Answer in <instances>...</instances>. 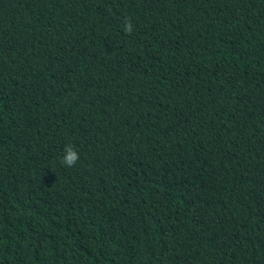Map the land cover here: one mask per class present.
Returning a JSON list of instances; mask_svg holds the SVG:
<instances>
[{"label":"trees","instance_id":"1","mask_svg":"<svg viewBox=\"0 0 264 264\" xmlns=\"http://www.w3.org/2000/svg\"><path fill=\"white\" fill-rule=\"evenodd\" d=\"M0 264H264V0H0Z\"/></svg>","mask_w":264,"mask_h":264},{"label":"clouds","instance_id":"2","mask_svg":"<svg viewBox=\"0 0 264 264\" xmlns=\"http://www.w3.org/2000/svg\"><path fill=\"white\" fill-rule=\"evenodd\" d=\"M123 31L131 34L133 31L131 20H126L124 24ZM80 159L79 152L71 144L65 145L63 154L60 157V163L62 166L71 168L74 167Z\"/></svg>","mask_w":264,"mask_h":264}]
</instances>
